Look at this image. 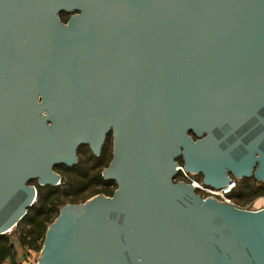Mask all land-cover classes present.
<instances>
[{
	"label": "water",
	"instance_id": "water-1",
	"mask_svg": "<svg viewBox=\"0 0 264 264\" xmlns=\"http://www.w3.org/2000/svg\"><path fill=\"white\" fill-rule=\"evenodd\" d=\"M110 132L114 194L64 204L37 264H264V207L176 180L264 181V0H0V234Z\"/></svg>",
	"mask_w": 264,
	"mask_h": 264
},
{
	"label": "trees",
	"instance_id": "trees-1",
	"mask_svg": "<svg viewBox=\"0 0 264 264\" xmlns=\"http://www.w3.org/2000/svg\"><path fill=\"white\" fill-rule=\"evenodd\" d=\"M60 16L63 21H67L68 18L64 13ZM78 155L79 159L76 164L71 166L58 164L55 167L62 175L60 184L40 185L35 180L31 181L38 188L37 200L18 223L21 242L29 250L40 252L48 225L59 215L62 205L68 202H83L97 194L108 196L114 194L117 188L116 182L106 179L102 174L112 159L111 134L107 136L100 155H95L89 145L85 144L78 148ZM177 160L180 164H184L181 156ZM231 197L238 206L245 207L242 203L264 197V181L254 176L238 179L237 188ZM7 259L11 264H23L17 262L9 236L0 234V264Z\"/></svg>",
	"mask_w": 264,
	"mask_h": 264
},
{
	"label": "built area",
	"instance_id": "built-area-1",
	"mask_svg": "<svg viewBox=\"0 0 264 264\" xmlns=\"http://www.w3.org/2000/svg\"><path fill=\"white\" fill-rule=\"evenodd\" d=\"M176 180H185L191 183L194 186L195 190L203 197H212L221 202L237 205L231 197L238 185L237 178H231L225 186L215 187L205 183L204 180L199 179L197 177V173L188 172L184 168V165L180 164V166L178 167Z\"/></svg>",
	"mask_w": 264,
	"mask_h": 264
},
{
	"label": "rangeland",
	"instance_id": "rangeland-1",
	"mask_svg": "<svg viewBox=\"0 0 264 264\" xmlns=\"http://www.w3.org/2000/svg\"><path fill=\"white\" fill-rule=\"evenodd\" d=\"M197 177L199 179L203 180L202 175L197 174ZM33 185H35V184H33ZM91 197H93V196H91ZM91 197H89V198H91ZM246 203H242V204H244L245 207H248V209H260V208L264 207V197H258V198H255L253 200H250ZM6 234L10 238L11 246H12L13 251L15 253V258H16L17 262H21L23 264H37L38 263L42 248H41L40 252H36L35 250H29V248L27 246L23 245L21 242V239H20V229H19L18 224L11 231L7 232ZM42 247H43V245H42ZM4 263L11 264L10 260H8V259Z\"/></svg>",
	"mask_w": 264,
	"mask_h": 264
},
{
	"label": "flooded vegetation",
	"instance_id": "flooded-vegetation-1",
	"mask_svg": "<svg viewBox=\"0 0 264 264\" xmlns=\"http://www.w3.org/2000/svg\"><path fill=\"white\" fill-rule=\"evenodd\" d=\"M64 14L67 16V18L69 19V17L73 14V13H71V12H64ZM67 19V20H68ZM109 134H111V136H112V150H113V135H112V132H110ZM108 134V135H109ZM195 138V137H194ZM196 139V138H195ZM106 140H107V138H106ZM106 142V141H105ZM105 144V143H104ZM104 146V145H103ZM103 148V147H102ZM182 158H183V156L182 155H180ZM179 156V157H180ZM179 162V161H178ZM184 165V164H183ZM199 175H202V174H200L199 173ZM230 176H231V178H236V177H234L233 176V174L230 172V174H229ZM203 177V176H202ZM35 181H37V183H38V180L36 179Z\"/></svg>",
	"mask_w": 264,
	"mask_h": 264
}]
</instances>
